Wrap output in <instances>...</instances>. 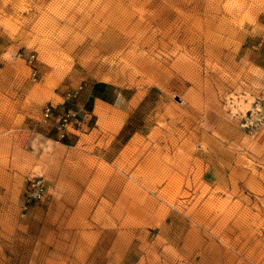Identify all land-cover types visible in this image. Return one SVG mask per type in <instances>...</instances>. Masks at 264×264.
I'll use <instances>...</instances> for the list:
<instances>
[{
	"label": "rangeland",
	"instance_id": "374dc122",
	"mask_svg": "<svg viewBox=\"0 0 264 264\" xmlns=\"http://www.w3.org/2000/svg\"><path fill=\"white\" fill-rule=\"evenodd\" d=\"M263 31L264 0H0V264H264ZM78 85L68 143L41 113Z\"/></svg>",
	"mask_w": 264,
	"mask_h": 264
},
{
	"label": "built area",
	"instance_id": "2783aa9c",
	"mask_svg": "<svg viewBox=\"0 0 264 264\" xmlns=\"http://www.w3.org/2000/svg\"><path fill=\"white\" fill-rule=\"evenodd\" d=\"M264 38V31H263ZM19 55H22L21 53ZM35 58L34 53H29L26 59L32 65V76L35 79L36 69L32 62ZM82 89V85H78L66 92L64 102L70 104L61 107L55 106L52 103L45 104L42 108L41 120L43 123L52 125L59 139H65L69 133L74 130H80L82 124L87 121V114L74 107V99L78 97ZM263 118V117H262ZM44 182L40 175H33L28 178L26 187V200L25 203L38 200L44 196ZM26 206H23L25 208Z\"/></svg>",
	"mask_w": 264,
	"mask_h": 264
},
{
	"label": "crops",
	"instance_id": "0c3cea01",
	"mask_svg": "<svg viewBox=\"0 0 264 264\" xmlns=\"http://www.w3.org/2000/svg\"><path fill=\"white\" fill-rule=\"evenodd\" d=\"M104 88H105V86H103V88H97V90H95L96 92H94V95L95 96H97V97H95V99H94V103L96 102V100L98 99V98H100L101 100H103V101H109V103L107 102L106 104H108V105H112V106H118L117 108H119V109H121V104L119 103V100H118V95H116L111 101L109 100V98H105V100L104 99H102L103 97H102V92L104 93L105 92V90H104ZM101 96V97H100ZM74 132L73 133H69L66 137H65V139H64V141L65 142H70V143H72L73 141H74Z\"/></svg>",
	"mask_w": 264,
	"mask_h": 264
}]
</instances>
